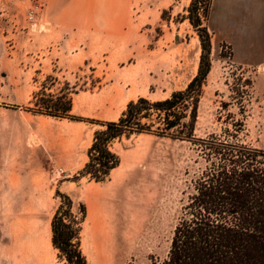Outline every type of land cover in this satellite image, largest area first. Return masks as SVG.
Returning a JSON list of instances; mask_svg holds the SVG:
<instances>
[{"label":"rangeland","instance_id":"374dc122","mask_svg":"<svg viewBox=\"0 0 264 264\" xmlns=\"http://www.w3.org/2000/svg\"><path fill=\"white\" fill-rule=\"evenodd\" d=\"M191 2L0 0V264H68L52 243L60 184L75 196L76 210L85 203L91 211L83 224L91 264H165L183 208L208 166L203 152L189 140L135 134L114 142L122 161L109 180L83 178L77 185V172L61 171L41 153L55 148L58 130L80 131L84 148L99 126L84 122L77 129L68 119L26 109L35 107L34 95L46 100L69 86L99 102L117 97L115 106L98 103L94 116H84L102 120L109 108L120 116L131 100L184 89L202 53ZM203 23L212 68L196 134L219 135L237 123L244 143L264 148V0L233 6L211 0ZM8 168L20 176H8ZM97 219L104 233L93 248Z\"/></svg>","mask_w":264,"mask_h":264},{"label":"trees","instance_id":"16d2710c","mask_svg":"<svg viewBox=\"0 0 264 264\" xmlns=\"http://www.w3.org/2000/svg\"><path fill=\"white\" fill-rule=\"evenodd\" d=\"M211 0H192L189 20L200 37L202 53L197 74L184 89L151 100H131L117 120H100L72 113L69 86L39 101L34 114L99 126L87 150L88 161L73 176L96 183L110 179L121 156L113 144L135 134L189 140L205 155L208 166L195 181L191 202L183 208L165 264H264V148L244 143L237 123L222 134L198 137V110L211 72L212 40L203 23ZM203 9V13L200 11ZM246 91V90H244ZM245 127V123L241 122ZM61 203L51 220L52 243L68 264H91L83 249V224L88 210H76L71 195L56 190Z\"/></svg>","mask_w":264,"mask_h":264},{"label":"crops","instance_id":"0c3cea01","mask_svg":"<svg viewBox=\"0 0 264 264\" xmlns=\"http://www.w3.org/2000/svg\"><path fill=\"white\" fill-rule=\"evenodd\" d=\"M117 101H118L117 97H115L114 95H109L107 98L104 99V101L99 102L93 96H87V95H83L81 93H76L73 97L72 113L75 115H79V116H94L95 113L93 110L98 103H100V104L104 103L105 105L115 106L117 104ZM107 114L109 115L108 117H103L101 119L102 120H117L119 117V116L115 115V111L113 110V108L112 109L109 108ZM48 117L55 118V117H51V116H48ZM55 119H57V118H55ZM62 120H66V119H62ZM68 123H70L68 125H71L69 127H77V129H81L82 123H84V122L69 120ZM54 137L56 138V140H58V143L55 145V148L51 149V151H48V150L42 151L44 153V155H43V153H41V155L44 156L45 158H47V161L50 163V165H54L55 167L60 168L61 171H64V169H69V168L74 172L80 171L84 167L86 162L88 161L87 150L90 147V145L92 144V140H91V142H88V144L84 148H79L78 147V141L81 138V132L75 131V130L72 131L70 129L58 130L54 133ZM76 153L79 154L80 158H77L74 156ZM44 157H40V158L43 160V159H45ZM120 166H121V164H120ZM119 167H117V168H119ZM116 169H114V170H116ZM11 170H12V168H8V170L6 171L8 176H15V175L18 177L20 176L19 170H16V172L15 171L10 172ZM113 171H112V173H113ZM4 174H5L4 169H3L2 165L0 164V175H4ZM87 181H89V180L87 179ZM89 182H91V181H89ZM73 183L79 185V183H76V182H73ZM58 187L60 188V190L62 192H65V190L62 189V187H63L62 184L58 185ZM11 191L13 193H15V191L17 193H19L20 188L15 189L13 187V188H11ZM65 193H68L69 195H71L72 198L75 197L70 192H65ZM90 212L88 213L87 218H89ZM103 233H104V227L100 223V221L97 219L96 220V232H95V237H94L95 242L93 243V248H97V246L99 244L100 237H102ZM88 234H89V232H88ZM88 236H90V234ZM84 245L85 244H84V237H83V246ZM10 251H12V248L10 249ZM84 251L86 252L85 247H84ZM86 254H87V252H86ZM10 255H12V258H9V260H15L12 252ZM0 260H3V257L1 258V256H0ZM17 260H19V259H17ZM31 261H33L32 263L34 264V260H31ZM42 264H48L47 260L42 261Z\"/></svg>","mask_w":264,"mask_h":264},{"label":"bare ground","instance_id":"6f19581e","mask_svg":"<svg viewBox=\"0 0 264 264\" xmlns=\"http://www.w3.org/2000/svg\"><path fill=\"white\" fill-rule=\"evenodd\" d=\"M234 1H235V0H226L227 4H228V5H232V6H233V4H234ZM32 141H33V140H32Z\"/></svg>","mask_w":264,"mask_h":264},{"label":"built area","instance_id":"2783aa9c","mask_svg":"<svg viewBox=\"0 0 264 264\" xmlns=\"http://www.w3.org/2000/svg\"><path fill=\"white\" fill-rule=\"evenodd\" d=\"M42 5L41 4H38V5H36V8H39V7H41Z\"/></svg>","mask_w":264,"mask_h":264}]
</instances>
